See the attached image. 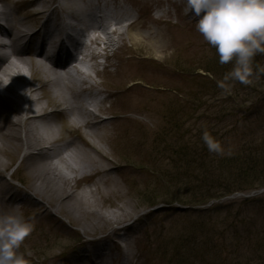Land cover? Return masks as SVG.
<instances>
[{"label":"rangeland","instance_id":"obj_1","mask_svg":"<svg viewBox=\"0 0 264 264\" xmlns=\"http://www.w3.org/2000/svg\"><path fill=\"white\" fill-rule=\"evenodd\" d=\"M108 1L109 9L120 2L133 19L150 30L165 32L166 36L159 41L166 49L155 56L150 50H137L126 40L108 70L102 72L97 68L95 75L90 65L83 66L90 76L87 82L100 92L92 95L95 102L114 94L103 104L111 119L107 124L108 135L106 140L90 142L101 150L100 156L90 152L89 144L79 142L77 136L63 134L62 143L75 139L80 149L95 156L96 165L81 166L82 158L66 153L57 157L52 153L46 155L43 159L50 163L48 167L41 164L39 157L25 159L23 151L0 156V181L7 191L3 198L8 201L6 196L10 193L21 200L4 201L0 214L16 210L33 225L19 249L28 264H166L160 251L166 249L171 253L182 230L198 219L197 214L170 212L163 204L174 199H191L185 192H176L175 186L167 187V179L174 184L172 175L157 180L152 174L174 173L173 165L166 160L169 150L185 141L186 144L198 141L201 147V136L206 130L220 143L223 155H242L240 134L252 131V157H264V53L255 55L254 62L260 67L253 70L251 83L231 86L233 91L227 89L222 95L207 97L204 92L208 93L210 85L198 86L194 76L204 77L207 70L212 73L216 68L214 61L218 62L219 57L196 30V18L187 0ZM29 23L32 27L30 20ZM130 56L138 62L128 66L120 62ZM120 70L129 73L124 83L115 77ZM25 71L28 72L26 68ZM234 91L243 95L237 97ZM235 97L237 102L246 101L243 107L232 103ZM44 104L41 101L39 105ZM243 109L246 112H240ZM218 116L225 118L218 120ZM56 122L53 128L55 135H59L64 119L58 116ZM182 135L185 138L180 140ZM258 169L264 170V164ZM52 172L59 175L57 183L43 180ZM262 190L264 187L254 185L252 190L237 192L203 207L239 204L245 199L256 201L264 198ZM67 193L70 196L66 198ZM63 196L57 210V199ZM151 202L157 205L151 207ZM175 202L170 206L179 207ZM253 209L244 208L243 215L252 219L257 208ZM96 212L107 221L116 215L118 221L89 228L98 221ZM226 229L227 224L218 225L219 235L206 234L214 235L213 240L219 245L220 251L214 254L216 264H234L238 259ZM97 253L101 261L95 259ZM188 262L200 264L191 258Z\"/></svg>","mask_w":264,"mask_h":264},{"label":"bare ground","instance_id":"obj_2","mask_svg":"<svg viewBox=\"0 0 264 264\" xmlns=\"http://www.w3.org/2000/svg\"><path fill=\"white\" fill-rule=\"evenodd\" d=\"M108 6V0H0V13L6 15L9 23L3 35L9 43H0L1 51H9L0 56V156L24 151L25 159L39 157L41 164L48 167L50 163L43 159L46 155L52 153L57 157L66 153L82 158L81 166L98 163L95 156H90L92 153L75 144V139L62 143L63 134L77 136L79 142L89 144L90 152L100 156L101 150L90 142L100 138L106 140L108 135L107 124L111 119L103 104L114 94L95 102L93 98L100 92L87 82L90 76L83 71V66L94 61L91 68L98 75V57L104 55L109 61L107 67L111 66L108 52L117 47L113 57L126 40L137 50H150L155 56L166 49L159 41L166 36L165 32L148 29L133 19L120 2L114 9ZM21 14L24 17H20ZM71 22L81 28L74 56L62 46L61 39L55 40L54 35L55 31L58 37L63 35ZM89 34L93 37L88 45H84L83 40ZM120 62L128 66L138 59L130 56ZM128 74V71L120 70L115 77L119 83H124ZM41 101H45L43 106L39 105ZM58 116L64 123L60 126L61 133L55 135L53 126ZM58 176L52 172L43 180L57 183ZM3 193L7 194V191L0 181V207L4 202ZM8 194L7 202L21 201ZM69 196L65 194L66 198ZM65 197L57 199V210ZM94 214L98 221L89 228L118 221L115 214L108 221L99 213ZM95 259L100 260L99 253Z\"/></svg>","mask_w":264,"mask_h":264},{"label":"trees","instance_id":"obj_3","mask_svg":"<svg viewBox=\"0 0 264 264\" xmlns=\"http://www.w3.org/2000/svg\"><path fill=\"white\" fill-rule=\"evenodd\" d=\"M211 49L213 52L215 51L213 47ZM255 57L253 58V70H257L260 67L258 62H254ZM215 62L216 68L212 73L211 70H207L206 74L202 75L204 77L194 76L198 86L204 87L202 86L203 84L210 85L211 89L207 90L208 93L204 92L207 97L224 93L223 90L225 89H220L218 82H222L225 74L230 72L233 67L232 62L223 65L219 61ZM237 85L244 87L245 84L230 80L226 82L225 87L233 91L231 86L236 87ZM234 93L237 97L243 95L241 92L234 91ZM232 98L233 95L230 99ZM232 103L243 107L242 105L246 101L237 102L235 97ZM240 107L236 110L237 112ZM220 112H223V110ZM240 112L244 113L246 110L243 109ZM224 118L225 116H218V120H223ZM240 119H242L241 116ZM240 135L239 145L241 147H239L243 149L242 155L210 153L202 138L201 147H198V141L189 142L188 144L185 141L181 145L175 146L174 149L171 148L169 150V156L166 160L173 165L174 173H152L156 175L157 180H164L167 179V176L172 175L170 179L174 181V184L167 179V183H165L167 187L169 188V185L175 186L176 192H185L191 197L190 200L174 199V201L189 209L172 208L168 209L170 212L174 211L176 214L191 216L198 215L197 221H193L187 229H183V234L180 238L179 236L177 237L171 253L166 249L160 251L166 264H189L188 259L190 258L195 263L216 264L214 254L218 253L220 248L213 240V237L215 234L219 235L218 225L224 224H227L226 232L231 234L232 245H235L234 250L238 257L234 264H264V198L256 201L245 200L239 204L232 203L228 206L194 210L195 207L204 206L210 201L219 200L236 192L252 190L254 185L264 187V170L259 172L258 169L261 164H264L262 159L264 157H252V131L248 134L242 132ZM247 137L250 140H245ZM184 138L185 135H182L180 140ZM149 205L153 206L155 203L151 202ZM248 206H252L254 208L253 211L257 208L252 215V219L248 218L249 214H247L249 216L243 215L245 212L243 209ZM233 211L234 213H232ZM222 216L226 217L222 218ZM203 218L206 220H203ZM187 232L192 234L186 235ZM210 232L214 233L213 237L206 235ZM196 238H200L201 241H196ZM204 258L207 260L204 261Z\"/></svg>","mask_w":264,"mask_h":264},{"label":"clouds","instance_id":"obj_4","mask_svg":"<svg viewBox=\"0 0 264 264\" xmlns=\"http://www.w3.org/2000/svg\"><path fill=\"white\" fill-rule=\"evenodd\" d=\"M187 5L196 18V30L215 49L219 63L233 64L218 86L227 90L230 80L251 83L253 58L264 53V0H187ZM0 43L9 41L0 38ZM201 138L210 153L222 152L208 131ZM32 230L22 213L0 214V264H28L19 249Z\"/></svg>","mask_w":264,"mask_h":264}]
</instances>
